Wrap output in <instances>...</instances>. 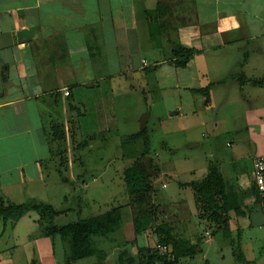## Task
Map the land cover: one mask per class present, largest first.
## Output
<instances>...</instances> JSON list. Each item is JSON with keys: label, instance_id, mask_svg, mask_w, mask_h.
I'll use <instances>...</instances> for the list:
<instances>
[{"label": "crops", "instance_id": "crops-1", "mask_svg": "<svg viewBox=\"0 0 264 264\" xmlns=\"http://www.w3.org/2000/svg\"><path fill=\"white\" fill-rule=\"evenodd\" d=\"M28 29L34 30L32 38L19 39ZM181 48L194 52L186 68L174 65ZM117 78L120 85L113 84ZM207 88L209 100L195 92ZM109 100L125 111L138 105L140 120L149 103L167 105L164 147L170 154L190 152L169 161L164 171L150 159L146 124L136 134L146 132L147 142L128 141L136 134L121 141L123 148L142 144L138 159L144 157L151 174L159 222L196 248L194 258L176 264H190L198 255L210 264L215 252L218 264H264V251L244 239L264 214L253 190L255 161L264 157V0H0V200L23 204L18 197L38 198L52 176L44 164L58 158L61 144L70 154L95 140L108 127ZM90 104L95 130L89 143H80ZM114 129L119 133L117 124ZM59 164L54 171L63 183ZM71 167L75 175L67 174L68 185L85 182L84 164L76 159ZM213 167L231 196L227 232L201 218L188 186L205 180ZM162 174L177 183L181 202L176 194L158 197ZM186 210L202 221L203 233L192 230L196 234L186 237L190 227L181 224L192 222ZM130 232V246L143 244L147 232L135 236L134 223Z\"/></svg>", "mask_w": 264, "mask_h": 264}, {"label": "rangeland", "instance_id": "rangeland-1", "mask_svg": "<svg viewBox=\"0 0 264 264\" xmlns=\"http://www.w3.org/2000/svg\"><path fill=\"white\" fill-rule=\"evenodd\" d=\"M120 81L121 79L117 78L113 80V84L120 85ZM103 90H107L105 86ZM113 90L115 93L119 91L117 89ZM109 102L110 104L107 108L110 113L109 121L107 122L108 127L104 128L103 131L95 133L93 136L96 139L91 142L89 140L91 137L90 133L94 132L96 125L95 108L91 104L88 105V113L85 119H81L82 129L77 138L80 143L83 141L90 142L89 145L84 146L83 151H74L69 154L68 146L67 152H64V145H60V153L64 152L65 155L67 154L65 156L67 167L68 163L74 162L76 159L80 165L81 163L84 164L85 169H83L82 174L84 175L85 182L73 181L69 185L60 183L59 176L54 171L55 164L61 162V156H58V158H54L55 161H48L44 164L46 175L48 172V176H52L45 187L37 193L40 195L36 198V200L52 204L57 210L65 212L54 222L55 225L59 226L104 214L114 207L122 208L121 224L112 240L101 241L98 238L96 241H99L98 248L102 253L94 258L86 259L79 264H120L118 257L121 252H125L127 257H136L140 254L146 257L154 253L156 245L161 243L156 237L155 228L152 227V230H149L146 236H144L143 244L135 242L137 246H134V244L130 246L129 242L131 237H133L130 227L133 225L135 214L139 208L131 205V197L126 195L128 193L123 182V170L130 163L138 160L143 147L142 144H129L127 145L129 148L127 146L121 147V141L125 139L124 136L136 134L141 129V126L146 124L150 141L152 142L150 147H148L150 159L161 165L164 171H167V168H169V161L173 160L175 163L176 159L180 160L190 154L189 151L182 149L170 154L164 147L166 137L163 134L161 125L165 124L164 121H167L165 119L167 118L165 113L167 105L154 104V102L149 103L148 108L141 110V113L144 112L146 115L145 118L140 120L138 105L135 104L128 111H125L124 106L122 108L121 104L113 103V100H109ZM127 118L129 120H126ZM115 124L118 125L119 133L114 131ZM60 133L62 138L59 139L64 140L66 135L64 127L60 130ZM69 136L71 139L72 133ZM67 171V174L73 172L72 176L74 177V168L71 167ZM77 171L81 172V167H78ZM66 178L69 179L67 175ZM159 178L160 181H156L158 197L163 196L168 199V195L176 194V200L181 202V199H179L181 193L178 190L177 183L169 179L165 174L160 175ZM181 180L187 181L189 177L184 176ZM163 183L168 185L167 190L162 189ZM188 192L191 191L188 190ZM180 198L183 199V196H180ZM17 199L24 203L32 200L22 197H18ZM164 206L166 211L172 212L169 205L166 204ZM145 208L148 210V207ZM185 212L186 215L184 217L188 218L190 212L187 210ZM261 215V220L255 219L252 228L244 233V239L253 241L254 250L257 251L258 247H260V252L264 251V242L260 243L263 240L264 231H260L257 227L260 224L264 229V214ZM189 218L192 222L184 220V223L181 224H185L186 228L190 227L189 231L186 232V237L190 236L191 238L192 234H196V232L192 233L194 232L192 230L203 233L205 226L199 224L202 221L192 216ZM36 220H39V216L36 213H29L17 222L14 227L9 224L12 222H9L5 226L4 222L0 220V252H12V264H32L33 261H36L37 264H67V257L71 256L68 246L63 247L59 238L52 239L44 236L42 229L39 227L40 225L35 222ZM248 234L252 239H249ZM142 245L146 247L143 246L141 248ZM142 250L144 251L141 252ZM219 258V253L215 252L209 256L208 260H210V264H218ZM157 264L161 263L158 262ZM190 264H204V261L198 255Z\"/></svg>", "mask_w": 264, "mask_h": 264}, {"label": "trees", "instance_id": "trees-1", "mask_svg": "<svg viewBox=\"0 0 264 264\" xmlns=\"http://www.w3.org/2000/svg\"><path fill=\"white\" fill-rule=\"evenodd\" d=\"M175 55L177 57L180 56V58H178L179 60L174 65L178 68H186L194 52L188 48H181L176 51ZM239 79L241 83H244L245 79ZM209 90L210 88H207L195 92L205 95L207 100H209ZM59 138H62L61 135ZM129 140H144L147 142V133L141 132L133 135L128 138ZM58 156H61L58 173L63 183L68 184L69 181L66 178L68 167L65 158L67 154L65 155L62 152ZM143 158L135 161L123 174L127 195L131 197V205L139 208L136 212L138 215L136 216L135 214L133 220L134 234L135 236L145 234L149 230H152L153 227L155 228L158 240L163 244L171 245L173 252L171 256L161 255L155 251L146 257L140 254L133 258H129L125 252H121L118 262L120 264H156L158 262L166 264L167 261V264H176L181 259L194 258L196 256V248L186 241L175 239L172 236V230L159 222L157 208L155 209V206L152 204L154 184L149 170L144 166ZM188 186L194 192L195 202L201 218L208 220L219 229L227 232L231 196L226 193L225 182L217 168H211L208 176L201 183H192ZM253 190L255 194H258L255 187H253ZM145 207H148V210ZM29 213H36L39 216L38 224L44 236L52 239L59 238L63 247L68 246L71 256L67 257V264H79L86 259L99 256L102 251L98 248L99 241L96 240L100 238L101 241H111L118 231L122 220V208L114 207L104 214L59 226L55 225L54 222L65 212L57 210L52 204L36 199L23 204L0 200V220L5 225L8 222L15 224ZM170 257H174V263L170 261ZM0 264H12L11 255L9 253L0 254ZM32 264L37 263L33 261Z\"/></svg>", "mask_w": 264, "mask_h": 264}, {"label": "built area", "instance_id": "built-area-1", "mask_svg": "<svg viewBox=\"0 0 264 264\" xmlns=\"http://www.w3.org/2000/svg\"><path fill=\"white\" fill-rule=\"evenodd\" d=\"M66 95H69L66 93ZM254 187L257 189L258 195L260 197V207L264 213V157H260L255 161L254 165ZM157 252L161 255L171 256L173 248L170 245L159 243L156 245Z\"/></svg>", "mask_w": 264, "mask_h": 264}, {"label": "water", "instance_id": "water-1", "mask_svg": "<svg viewBox=\"0 0 264 264\" xmlns=\"http://www.w3.org/2000/svg\"><path fill=\"white\" fill-rule=\"evenodd\" d=\"M34 35V30L33 29H28V30H22L19 35H18V38L19 39H31L32 36ZM166 264H167V261H166Z\"/></svg>", "mask_w": 264, "mask_h": 264}]
</instances>
